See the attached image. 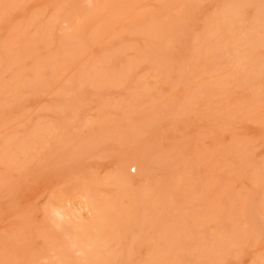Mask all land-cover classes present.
Returning <instances> with one entry per match:
<instances>
[{"label": "rangeland", "instance_id": "1", "mask_svg": "<svg viewBox=\"0 0 264 264\" xmlns=\"http://www.w3.org/2000/svg\"><path fill=\"white\" fill-rule=\"evenodd\" d=\"M0 264H264V0H0Z\"/></svg>", "mask_w": 264, "mask_h": 264}, {"label": "bare ground", "instance_id": "2", "mask_svg": "<svg viewBox=\"0 0 264 264\" xmlns=\"http://www.w3.org/2000/svg\"><path fill=\"white\" fill-rule=\"evenodd\" d=\"M90 206V205H89Z\"/></svg>", "mask_w": 264, "mask_h": 264}]
</instances>
